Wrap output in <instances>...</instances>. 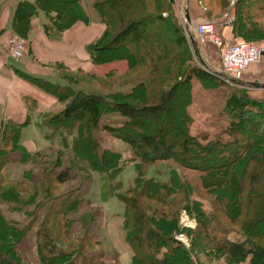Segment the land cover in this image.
I'll return each instance as SVG.
<instances>
[{"label":"trees","instance_id":"trees-1","mask_svg":"<svg viewBox=\"0 0 264 264\" xmlns=\"http://www.w3.org/2000/svg\"><path fill=\"white\" fill-rule=\"evenodd\" d=\"M84 1L68 0L71 6L64 9L61 4L51 0L20 1L14 13L13 31L17 36L27 39L31 31L32 20L40 12H43L48 19V24L44 26L47 33H61L69 30L80 21H88L89 17L83 6ZM201 1L205 3L204 8L209 18L223 17L222 15L228 8V0ZM92 5L100 22L106 27L104 35L87 47L89 59L93 65L127 61L133 70L139 69L142 72H134L135 78L129 82L132 85L142 77H147L143 74V71H146L150 75L148 77L156 83L170 82L173 84L176 82L175 90L182 89L189 97V100L186 99L182 105L181 141L167 143L165 140L159 142L155 140V142L149 140L146 133L137 134L138 131L141 132L144 129L142 124L133 120L132 106L123 101L119 103L108 98L110 96L115 99L121 94L113 93L106 97L103 94L88 93L78 89L72 82L68 83V86H61L42 79L31 78L33 84L55 97L60 104L66 105L55 116L47 114L44 126L52 130L54 135H58L57 139L61 140L60 144L66 150L72 148L78 160L85 161L92 172L111 174L116 177L124 170L125 164L123 163L128 162V160L123 162L122 155L118 152L102 150L95 136L98 132L102 131L112 138H118L132 147L135 155L132 161L135 162L136 168V186L128 192L131 197L128 195L129 198H123L125 206L123 224L126 240L135 250L132 264H165L168 260L175 258L186 264H195L193 258L198 257L199 254L210 257L212 251L208 242L215 246L216 244L209 239L205 242L206 234L216 235L217 228L223 226V221L229 222L234 227H238V222H240L243 232L246 231L249 235L245 242L225 240L222 245L218 244L224 253L215 251L214 254L219 258L224 257L231 264L245 263L249 257L252 258V264H264V227L257 220L255 224L248 222L249 217L250 219L259 217V214L261 215L259 211L264 210V200L261 202V208L255 205L259 195L264 197V180L259 178V171L262 173L264 170V100L254 99L246 91L233 90L223 110L218 113L227 119L225 130L221 131L217 138H210L209 134L205 133L193 135L190 132L191 126H186L190 118L184 107L193 102V88L196 80L202 86L207 83L226 84L204 69L194 66L195 55L186 33L184 34L183 28L174 17L164 16L171 8L172 0H93ZM120 5L125 11L118 9ZM235 15L236 19L231 27L234 38L264 44V23L261 21L264 18V0H239L235 6ZM143 26L152 31L151 36L154 39H158L162 32L174 38V52L157 50L148 45L144 39L145 31L141 30ZM113 51H117V54ZM108 52H110L109 57L106 56ZM113 75L115 74L111 72L105 77L99 76L100 86H109ZM96 76L90 74L87 78L98 79ZM68 78L73 80L71 77ZM149 87L146 82H140L137 87H134L129 97L137 102L134 94L140 91L142 97L137 100L152 101L156 95L151 90L150 82ZM160 108H154V110L159 113ZM107 115H119L125 121L121 125H114V122L103 124L102 120ZM27 125L29 122L25 124L3 122L0 134V264H26L23 261L20 246L27 241L29 228L33 223L28 227H23L15 221L13 216L8 217L6 212H21L28 216H36L37 211L44 209L46 202L56 198L53 196L51 199L47 196L44 203H36L24 191L27 186H24L22 180L14 184L4 177L5 168L11 162L17 161L11 153L22 149V130ZM69 139H73V146ZM38 152L24 153L19 157V161L27 163V160L36 156H44ZM59 152L63 154L64 150ZM213 153L222 159V164L218 167H225L219 177H217L219 175L217 166L210 160ZM64 160V156L59 155L55 167L45 171L47 174L43 173L44 184L50 183L54 178L58 185L63 186L75 178L72 175L74 164L65 167ZM164 162L178 164L185 173H198L199 175L194 174V176L199 182L202 181L204 191H209L211 195L217 194V191L223 195L226 190L230 189L232 194L228 197L229 199L223 195L224 200L219 196L217 200V204L221 210H224L228 220L223 219L215 227H210L219 213L215 208L211 206L210 210L213 209V211L208 216L201 203L197 201L198 199L191 197L189 200L185 197H178L185 185L181 182L180 176H177V171H170L166 180L147 178L151 166ZM228 167H235V173L228 176L226 171ZM187 177L186 183H188ZM84 181L90 184L91 176L85 175ZM28 185L30 188L31 185ZM188 186L190 187V184ZM33 189L37 191L34 185ZM88 189L89 187L86 188L87 192L79 189L67 198L60 199L57 203L59 209H53L51 213L48 209L46 210L49 216L51 214L55 216V222L52 224L48 216L41 221L42 231L38 234L37 249L40 264H105L103 256L99 253L84 254L91 248L89 242L83 248L70 247L65 251L57 249L54 244L62 239L57 237V233L60 235L61 231L65 243L70 244L71 242L69 236L72 225L69 223L65 228L63 224L58 227L59 224H56V221L60 216L64 217V222L67 220L72 223L71 218L68 217L73 214L80 213L84 209L96 210L89 200ZM172 197L180 198L182 202L188 200L190 205L185 206L186 211L198 219L199 226L194 235L193 249L190 253L176 239V234L184 232L179 226V218L173 221H170L171 218H164L168 223L163 222L161 226L165 229H157L151 223L154 220L147 215L144 204L140 203L141 198H146V200L162 203L161 205L167 208V205L169 207L172 205ZM177 202V200L173 202V206L181 203ZM31 205L34 206L33 211L28 212L24 209ZM162 212L163 217L168 214L166 211ZM38 215L40 218V213ZM243 216H247V220H244ZM84 217L86 219L83 220V224L88 230L92 221L91 215ZM33 221H37V218ZM146 223L152 224V227L145 231ZM201 230L205 231L202 236L198 234ZM88 232L90 233V230Z\"/></svg>","mask_w":264,"mask_h":264},{"label":"rangeland","instance_id":"rangeland-1","mask_svg":"<svg viewBox=\"0 0 264 264\" xmlns=\"http://www.w3.org/2000/svg\"><path fill=\"white\" fill-rule=\"evenodd\" d=\"M51 1L58 2L59 4H61L63 9L71 6L68 0ZM17 2L18 1L16 0V3ZM190 2V8L192 9V12L196 10V12L199 13L197 17L203 19H201L200 21H211L216 24L217 35L224 43V45H232L244 41L235 39L233 34H225V30L232 27V25L226 24V15L230 12H233L235 21V6L238 2L234 5L231 3V0H228V8L226 13L222 15L223 17L214 16V18L207 17V13L204 8V2H200V0H190ZM84 5L85 9L87 10L89 5ZM172 5L173 7L171 6L172 8H170L169 11L164 14V16L166 15L165 17H174L177 20L178 24L183 28V31H185L184 19L181 13V11L183 10V0H172ZM118 9H121L120 11L124 10L121 5L118 6ZM186 13L187 12H185V15ZM40 18L45 23H48V19L43 12H40ZM200 21L193 22V25ZM261 21H263L264 23V18H262ZM141 30L145 31L144 39L148 45H151L157 50L174 52V38L167 35L165 32H162V34H160L161 36H159L158 39H154L151 36L152 31L148 30L147 27L143 26L141 27ZM11 39L23 40L28 44L27 39L14 34L5 39L4 45L6 46V50H8V43ZM244 42L258 44L264 47L263 43L250 41ZM200 48L208 66L200 65L198 62H196V53L193 59V62L195 63L194 66L200 67L209 73L213 69H219L221 64L222 49L217 48L211 43H203ZM113 52L117 54V51ZM109 53L110 52L107 53V57H109ZM191 57L193 58V56ZM90 66L92 67L90 72L84 73L85 71H81L76 76L77 72L65 71L63 77L65 79L67 78L69 83L72 82L74 85L77 84V86L74 87L84 90L88 93L93 92L103 94L106 97L113 93L121 94L118 95L115 99L110 98V96L108 98L119 103L123 101L133 107V120H135L136 123L142 124L144 129L141 132L138 131V135L141 133H146L149 140H156L157 142L165 140L167 141V143H179L181 141V133L183 131L180 123V120H183L182 105L186 99L189 100V97L187 96V93H185V91H183L182 89L175 90L176 82L170 84V82L165 83L163 81L164 84H159L154 82L152 78L148 77L150 76L148 72L143 71V74L147 75V77H142L132 85L129 82L131 81V79L134 80V72H142L139 69L137 71L133 70V68L129 67V63L127 61H115L103 65L90 64ZM259 66H261L260 68H262L264 71V60H262L258 64L252 65L244 77H246L247 79L257 77V74L259 73ZM52 67L58 68V65L54 64L52 65ZM111 72L115 74L113 75L111 84H109V86L107 87H104V85L101 87L100 81H98L100 79L99 76L105 77L106 74ZM90 74L97 75L96 78L98 77V79H95V77L90 79L87 78ZM68 77L73 78V80H70ZM196 81L197 82L195 83L193 88V94L195 96H193V102L184 107L190 118L188 120L189 122L186 123V126H191L190 132L195 136L205 133L209 134L210 138H217L219 133L225 130L228 123L227 119L221 117L220 115H218V113L223 110L227 98L231 94V91L242 90L251 94L254 93L255 89H253V86L248 87L246 85L248 82L245 84L246 81H244L243 83H237V85L225 83L227 86L220 83H207L206 85L202 86L201 83L198 82V80ZM140 82H146L148 87L149 82L151 83V90H153L154 95H156L154 100H137L142 97L140 91L134 94L137 102H134L133 98L129 97L130 93L134 91V87H137ZM65 107V104L58 105L52 115H57ZM159 107H161V111L157 113L154 108L157 109ZM37 121L38 124L35 123L23 129L22 149L20 148L19 151L11 153L12 157L18 160L11 162L4 170V177L7 181L14 184L19 183V181L21 180L23 181L24 186H27L25 187L24 191L28 194L29 198H33L36 203H44L47 196H49L51 199L53 198V196L56 197L54 200L49 201L48 203L46 202L44 209H42L41 211H37L36 216H28L21 212H6L8 214V217L11 218L13 216L15 221H18L17 223H19L23 227H28L33 222L31 228H29L27 241L23 243V246H20V252L24 257L23 261L26 264L41 263L39 260V252H37L39 241L38 234H41L42 231V229H40L42 225L41 221L42 219L44 221L48 216V219L51 220L52 224L55 222V216H53V214H51L52 217L51 215L49 216V212H46V210L48 209L51 213V210L59 209L57 203L60 199L67 198L69 195H71V193L77 192L79 191V189L87 192L86 188L89 187L87 193L89 200L91 201V204L96 207L95 209L98 210V212L96 210L91 211L84 209L80 213H77L75 215L73 214L72 216L68 217L71 218L72 223L70 221L67 222V220L64 222V217L60 216L56 221V224H59L58 227H61L62 224L64 228L66 224L69 225L70 223L72 225V231L69 236L71 242L70 244L65 243V238H63V234L61 231L59 232L61 233L60 235L57 233V237H60L62 239L59 240V243L54 242L56 248L64 251L69 249L70 247L83 248L85 247L86 243L89 242L91 244V248L84 254L87 255L88 252H90L91 254L99 253L100 256H103L105 264H132V259L135 256V250L126 240V232L124 230L123 224V212L125 210L123 198H129L130 194H128V192L136 186V168L135 162L132 161L134 160L135 155L133 153L132 147L124 141L119 140L118 138H112L102 131L98 132L95 136L96 138H98L99 147H101L102 150H112L114 152L120 153L122 155V161L124 162L128 160V162H122L123 164H125L124 170L116 177L111 174L107 175L100 174L98 172H92L88 165L85 164V161L78 160V158L73 153L72 148L70 150H66L60 144V139L55 140L50 138L52 132L42 126V120L39 119ZM124 121L125 119L119 115H107L103 118L102 123L109 124L114 122V125H121ZM2 125L3 122L0 123V134L1 129L3 128ZM69 142L71 146H73V139H69ZM25 147L35 148V150L40 151L44 156H36L32 159L27 160V163L21 162L19 161V157H21L25 153ZM60 150H64L63 154L59 152ZM156 152L157 151L155 150V153ZM249 154L251 155L254 153ZM59 155L64 156L65 167L74 164L72 175L75 178H72L63 186L58 185L54 178L50 183L44 184L43 173L47 174L45 171H47L48 169H53L55 167ZM210 160L217 166V173H219L217 177L221 176L220 172L225 167H218L222 164V159L220 158V156L216 153H213L210 156ZM164 163L159 165L154 164L153 166H151L147 173V178L166 180L170 171H177V176H180L181 182L185 185L184 190L178 194V197H185L189 200L191 199V197L198 199L197 201L201 203L204 212L208 214V216L213 211V209L210 210L211 206L215 208L219 213L213 219L210 227H215L219 222L221 223L223 219L225 221L228 220L227 217H225L224 210H221L220 206L217 204V200L219 199L218 196L222 200H224L223 195H226V199H229L228 197L232 194L230 189L226 190L223 195L219 191H217V194L211 195L209 191H204L202 181L199 182L198 178L194 176V174L198 173H185L183 172L182 167L178 166V164L174 162ZM86 169L89 170L87 171ZM234 169L235 167H228L226 170L227 175L229 176L230 174H233V172L235 173ZM163 173L167 174L164 175ZM239 173L241 174V171ZM262 173L261 171H259V178L264 180V170H262ZM85 175H88L89 177L91 176L90 184L89 182L84 181ZM185 175L188 176V183L185 182ZM28 184L31 185L30 188L28 187ZM32 184L34 185V187H36L37 191L33 189ZM188 184H190V187L188 186ZM27 188H29V190H27ZM34 192H36V194H34ZM171 200H173L172 205L170 207L167 205V208L162 206V203H159L157 201L153 202L149 199L146 200V198H141L140 203L144 204L147 210V215L154 220V222L151 223L157 229H165L164 226H161L163 222L168 223L164 218H171L170 221L179 218V226L182 230H184V232L179 235L176 234V239H178L190 253L193 249L194 235L197 233L199 226L198 219L196 216L193 217L186 211L185 206L190 205L188 200L182 202L180 198L176 199L175 197H172ZM176 200L178 201L177 203H181H179V205L173 206V202H176ZM263 200L264 197L262 195H259V197L255 201V205L261 208V202ZM24 209L28 210V212L33 211L34 206L31 205L28 208ZM162 211H166L168 214L166 216L164 215L163 217ZM259 212L261 213V215L259 214V217H254L252 219H250L249 217L248 222H252L253 224H255L257 220L259 224L264 227V210H260ZM39 213L41 219L39 218ZM87 215H91L92 219L90 228L88 229L90 230V233L83 224V220L86 219L84 216ZM82 217L84 218L82 219ZM36 218L37 221H33V219L35 220ZM242 218L244 220H247V216H243ZM152 224L146 223L145 231L149 230L147 228L152 227ZM204 232V230H201L198 234L202 236ZM245 232H243L242 227L240 226V222H238V227H234L233 225H230L229 222L226 221L225 223L223 221V226L217 228L216 235L206 234L207 239L205 240V242L209 239L216 244L215 246L214 244L208 242V245H210V250L212 251V255L210 257H207L205 254H199L198 257L193 258L195 264H231L226 261L224 257L219 258V256H216L214 252L220 251L224 253V250L221 249L218 244L222 245L225 240L235 242L247 241L249 233ZM213 254L215 255V257L213 256ZM165 264L186 263L175 258L172 260H168ZM233 264H252V258L249 257L245 263L236 262Z\"/></svg>","mask_w":264,"mask_h":264},{"label":"crops","instance_id":"crops-1","mask_svg":"<svg viewBox=\"0 0 264 264\" xmlns=\"http://www.w3.org/2000/svg\"><path fill=\"white\" fill-rule=\"evenodd\" d=\"M17 1L16 3V0H1L0 123L11 121L25 124L29 122V125H33L38 124L37 120L40 119L42 126L45 127V116L54 113L57 106L61 104L53 96L33 84L31 78L68 86V79L63 77L65 71L77 72L76 76L81 71L90 72L92 68L90 64L92 63L87 47L104 35L106 27L100 22L97 12L92 7L93 5L91 6L92 0H85L83 3L84 8V4L89 5L88 9H85L89 17L88 21H80L69 30L61 33H47L44 26L48 23L42 21L39 14L32 20L31 31L27 38V50L24 56L16 61L8 55L4 41L7 37L15 34L12 28L13 16L18 3L24 0ZM187 3L189 8L186 17L191 22L200 21L202 18L197 17L199 13L196 10L192 12L190 8V0H183L182 17H185V12H187ZM225 34L231 35L232 28H227ZM202 45L200 44V46ZM54 64H57L58 68L52 67ZM260 67L257 77L247 79L244 75L241 82L246 81L245 84L248 82L246 84L248 87L253 86L255 91L250 94L252 98L264 100V71ZM50 131L52 132L50 138L57 139L58 135H54L53 131ZM24 152L34 154L38 151L35 148L25 147Z\"/></svg>","mask_w":264,"mask_h":264},{"label":"built area","instance_id":"built-area-1","mask_svg":"<svg viewBox=\"0 0 264 264\" xmlns=\"http://www.w3.org/2000/svg\"><path fill=\"white\" fill-rule=\"evenodd\" d=\"M239 0H231L236 4ZM166 16V15H165ZM234 14L230 12L226 15V24L232 25ZM185 35L193 33L194 37L200 43H211L219 49H222L221 64L219 69H213L210 73L226 84L240 83L242 77L246 75L249 68L264 60V47L254 43L238 42L232 45H224L217 35V27L214 22L200 21L195 25H187L184 21ZM27 43L19 39H11L8 43V55L14 60H20L27 50ZM200 65L201 60L195 58Z\"/></svg>","mask_w":264,"mask_h":264},{"label":"water","instance_id":"water-1","mask_svg":"<svg viewBox=\"0 0 264 264\" xmlns=\"http://www.w3.org/2000/svg\"><path fill=\"white\" fill-rule=\"evenodd\" d=\"M186 8H187V13H188V8H189V4H188V3H187V7H186ZM190 38H191L190 40H191V44H192V46L195 47V45H196V40H195V37H194V34H193V33L190 34ZM201 58H202V59H201V64L204 65V66H208L207 63H206V61H205V59H204L202 56H201ZM208 68H209V67H208ZM209 69H210V68H209Z\"/></svg>","mask_w":264,"mask_h":264}]
</instances>
